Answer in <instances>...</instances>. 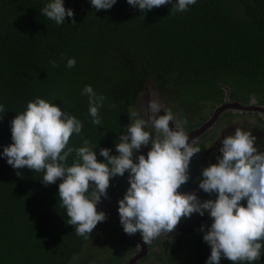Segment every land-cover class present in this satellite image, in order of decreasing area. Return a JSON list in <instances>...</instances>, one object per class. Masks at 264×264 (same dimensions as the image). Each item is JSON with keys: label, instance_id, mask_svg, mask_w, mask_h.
I'll return each mask as SVG.
<instances>
[{"label": "trees", "instance_id": "trees-1", "mask_svg": "<svg viewBox=\"0 0 264 264\" xmlns=\"http://www.w3.org/2000/svg\"><path fill=\"white\" fill-rule=\"evenodd\" d=\"M45 3L0 0V104L6 110L0 118V152L12 142V119L36 96L53 100L83 122L68 146L80 147L84 139L97 142L98 160L105 159L101 147L118 154L115 144L146 88L177 112L178 120L187 121L185 131L209 118L193 120L202 104L211 103L212 114L224 102L225 85L231 100L247 104L256 98L264 104V0H197L183 12L173 11L171 4L141 12L127 0L96 10L89 0H65L74 17L66 16L61 25L41 13ZM72 57L76 64L68 68ZM86 85L106 97L100 126L89 115L88 96L82 94ZM228 114L232 111L222 117ZM253 135L264 151V137ZM42 175L27 166L14 169L0 157V264H67L88 240L67 223L58 195L61 179L45 185ZM195 217L194 228L164 255L167 264H205L210 256L200 227L210 225L211 218L207 213ZM175 232L179 238L181 231ZM220 264L234 262L222 257ZM255 264H264V253Z\"/></svg>", "mask_w": 264, "mask_h": 264}, {"label": "clouds", "instance_id": "clouds-1", "mask_svg": "<svg viewBox=\"0 0 264 264\" xmlns=\"http://www.w3.org/2000/svg\"><path fill=\"white\" fill-rule=\"evenodd\" d=\"M89 2L101 10L111 9L117 0ZM196 2L127 0L141 12L169 4L173 11L183 12ZM41 13L57 25L65 23L66 16L74 17V10L65 7V0H46ZM51 63L56 66V61ZM75 64V57L67 59L68 68ZM82 94L88 96L92 123L102 125L100 109L106 97L97 94L91 85H86ZM155 95L151 93L145 105L146 119L135 112L131 114L126 132L119 135L120 142L115 144L118 154H111L108 147L99 149L103 160L97 159V142L84 139L82 146L69 147L70 137L81 134L83 122L53 100L36 96L12 119V142L3 146L0 157L6 158L14 169L27 166L42 172L45 185L61 179L59 202L66 210L67 223L75 226L76 235L87 238L98 222L107 219L105 211L99 210V202L108 196L110 179L124 176L127 171L129 187L118 200L125 233L139 232L144 242L151 243L161 234L173 233L182 218L207 213L212 222L200 227L203 240L211 248L205 264H220L222 257L234 264L260 261L264 253V151L256 145V137L241 128L224 137L216 162L200 173L196 187L200 195L180 191L190 178L191 159L201 147L194 138L190 141L184 128L187 121L178 120ZM5 111L0 104V118ZM148 145L151 147L146 155L139 151ZM73 152L75 156L69 164ZM21 174L17 171V175ZM202 190L210 195L216 193V197L205 199ZM191 220L188 230L197 223V218Z\"/></svg>", "mask_w": 264, "mask_h": 264}, {"label": "flooded vegetation", "instance_id": "flooded-vegetation-1", "mask_svg": "<svg viewBox=\"0 0 264 264\" xmlns=\"http://www.w3.org/2000/svg\"><path fill=\"white\" fill-rule=\"evenodd\" d=\"M165 106L171 109L174 115L177 117V119H179V115L177 112H175L172 108L168 107L166 104ZM235 113L237 112L232 111V114H228L226 116L224 115L223 117L221 116L218 119V121H216V123L214 124L215 128L218 127L219 124L227 120L229 116H235L236 115ZM160 114L162 115V113ZM237 115H242V116L255 115L258 121L255 123L254 122L247 123L245 120H243V121H238V123L235 125L234 123H232V127L230 128L229 132H227L226 134L227 136L231 134L233 129L245 128L248 131H250L252 134H256L258 137L260 136L264 137V115L262 117L258 111L257 112H253V111L238 112ZM146 118H147V115L145 116V119ZM213 127L210 130H208L204 135L200 136V138L196 140L195 142L199 140L210 141L211 140L210 133L214 130ZM150 147L151 145L146 146V151H145L146 154ZM210 158H213V157H210ZM206 160L204 158V162L202 164H204ZM197 161H198V157L193 156L190 162V178L187 183L181 186V188L179 189L180 191L196 192L197 195H200V192L197 191L196 186L192 187L194 185L199 184L198 182L200 178V174L199 175L196 174V176L194 177V174H195L194 169L199 170V169H202L201 167H203L202 164L199 166ZM121 196H122L121 193L119 194V197H118L117 193L108 192V196L106 198H102V200L99 202V204L101 205L99 210L105 211L108 221L116 225L117 230L120 232V236H121V243L120 244L116 243L115 246H112L114 247V249L110 248L107 250L110 257L108 258L105 264H167L166 261L163 259L164 255L166 257V254L169 253V249L171 248L172 244L176 240L180 239L179 243L181 242V240L184 238V235L182 234H184L188 230L187 224L191 223L192 221L191 219L197 218L195 217V215H198V214H193L190 217L189 222L187 221V222H183L181 225H177L176 229H179L181 231V236L179 238L175 237L176 232L174 230L173 233L161 234L160 237L154 239L151 243H146L142 240V236L140 235L139 232L132 234V235L125 233L124 230L120 228L122 227L120 221H116L115 218L108 215V213L118 211V200L122 198ZM182 219H188V218H182ZM160 244H163V251L161 250V253L156 251L155 249V246H159ZM82 251H80L78 254L82 253ZM97 255L98 254H95L91 250L89 252V258L84 259L82 264H104L105 260H101Z\"/></svg>", "mask_w": 264, "mask_h": 264}, {"label": "rangeland", "instance_id": "rangeland-1", "mask_svg": "<svg viewBox=\"0 0 264 264\" xmlns=\"http://www.w3.org/2000/svg\"><path fill=\"white\" fill-rule=\"evenodd\" d=\"M211 103H204L202 106H200L199 110L200 113L198 117L196 116V119L201 117L204 119V117L208 118L211 113L209 114L211 110ZM135 112L138 114L139 117L145 118L146 116V110L145 106H143L141 103L139 105L134 106L132 109V113ZM238 113V112H237ZM235 113V116H229L227 120H225L223 123L219 124L218 127H213L214 130L210 133V141L207 140H199L196 142V144L200 145L201 151L197 153L198 161L197 163L199 166L204 162V158L206 160V165L203 167H207L212 163L213 155L216 153V147L218 142L223 138L227 132H229L230 128L232 127V123L237 124L238 121L245 120L247 123L251 122H257V117L255 115H237ZM241 114V113H240ZM136 117H132V119H135ZM200 118V119H201ZM229 122V123H227ZM210 146V147H207ZM139 151L143 152L146 155V146L142 147ZM207 154V155H206ZM203 167H201L203 169ZM196 168V167H195ZM194 177L196 174L199 175V171L197 169H194ZM193 174V173H192ZM117 175L115 178L110 179V186L107 190L109 193H117L118 197L121 193L123 197L126 189L129 187V181H128V172L126 171L124 176ZM119 178V179H118ZM199 187L198 185H194L192 187ZM120 189V190H119ZM115 206V205H114ZM190 218L188 219H181V221L178 223V225H181L183 222H189ZM189 228V227H187ZM90 236V238H89ZM88 236V240L84 246V250L82 253L75 255L67 264H82L84 259L89 258V252L92 250L95 254H98L97 256L101 260H105L104 264L107 262L110 255L108 254V249H114L116 243H121V236L120 232L117 230V227L115 224L110 223L108 219L102 222H98L97 226L93 229V231ZM112 244V245H111ZM162 247V249H161ZM156 251L161 253V250L163 251V244H160L159 246H155ZM192 255V253H188ZM182 260L183 256L180 254L179 256ZM161 263V262H159Z\"/></svg>", "mask_w": 264, "mask_h": 264}, {"label": "water", "instance_id": "water-1", "mask_svg": "<svg viewBox=\"0 0 264 264\" xmlns=\"http://www.w3.org/2000/svg\"><path fill=\"white\" fill-rule=\"evenodd\" d=\"M226 95L224 102L218 104L216 108L214 109L212 115L200 126L193 128L192 130L188 131L190 141L192 138L194 140H198L200 136L204 135L208 130H210L216 121L221 117L222 114H224L227 111H233V112H244V111H253V112H259L261 116L264 115V104L258 103L257 99H252L249 103L243 104L240 101L237 100H231V90L228 86H224ZM153 93L149 88H146V90L139 96L138 102L141 103L143 106L147 104V101L149 99V95ZM156 99H159L156 95ZM161 113L164 114L163 110H161ZM173 124L170 121V127H172ZM196 214V213H194ZM109 216L115 218L116 221H120V216L118 211H114L111 213H108Z\"/></svg>", "mask_w": 264, "mask_h": 264}]
</instances>
